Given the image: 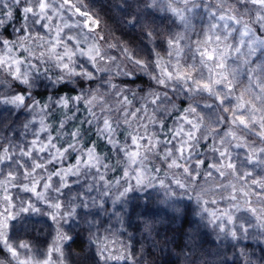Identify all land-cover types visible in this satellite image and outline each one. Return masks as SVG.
Segmentation results:
<instances>
[{
    "label": "clouds",
    "instance_id": "9594fccd",
    "mask_svg": "<svg viewBox=\"0 0 264 264\" xmlns=\"http://www.w3.org/2000/svg\"><path fill=\"white\" fill-rule=\"evenodd\" d=\"M50 4L0 16V264H264V3ZM209 33L233 45L219 84Z\"/></svg>",
    "mask_w": 264,
    "mask_h": 264
},
{
    "label": "snow or ice",
    "instance_id": "6c2138e0",
    "mask_svg": "<svg viewBox=\"0 0 264 264\" xmlns=\"http://www.w3.org/2000/svg\"><path fill=\"white\" fill-rule=\"evenodd\" d=\"M24 7L23 11L27 13V18L31 19L32 17H38L42 18L44 20H52L54 21V18L49 14L52 9V5L50 4V0H35L34 3L29 4L27 3V0H23ZM261 3H264V0H260ZM67 3L71 4L72 0H67ZM20 6V0H17L16 4H8L6 5L4 10H0V16H7L8 18H11L14 16V9L18 8ZM168 7L172 11H178V9L175 8L174 5L169 3ZM76 11L80 13L81 15L85 17H89L87 20V23L91 25L94 21L92 18H90L89 13H84L82 9L77 8ZM235 20L236 18L233 17ZM239 23V21H236ZM98 23V21H96ZM59 31V29H57ZM247 35V28L244 29L243 36ZM241 37L239 41V48H236V51L239 52L243 49L245 46V39ZM248 46L250 49H255L256 47H264V39H256L253 38L249 41H247ZM169 45L173 48L176 47V41L170 40ZM89 51L91 52L92 49L90 48ZM233 51V45L228 43L226 39L221 38L220 36L213 37L211 33L206 38V43H204L200 49L201 56L205 57L207 61H210L212 63L209 64V72L215 71L216 75V83H221L222 79L227 75V72L225 69L227 68L226 64V58L231 55ZM179 75L181 77L187 78L192 75V71L185 68L182 71L179 72ZM204 87L211 89L212 83L209 81L202 82ZM241 120H245V117L243 115L240 116ZM179 153L182 156L185 152V145L181 144L179 146ZM138 153H133V156H138ZM177 159H171L170 165L171 166H177L178 165ZM25 188L30 190L31 192L35 193L38 196L43 197L44 194H42L40 191H38V188H40V184L38 182H34L32 185H25ZM4 198L11 204L12 207H15V204H12L13 197L11 195L5 194ZM5 213H8V210H4L0 212V228H4L7 226V218L5 216ZM11 213H9L10 215ZM63 237L58 234L57 240L62 239ZM13 252H15V249H12Z\"/></svg>",
    "mask_w": 264,
    "mask_h": 264
},
{
    "label": "trees",
    "instance_id": "16d2710c",
    "mask_svg": "<svg viewBox=\"0 0 264 264\" xmlns=\"http://www.w3.org/2000/svg\"><path fill=\"white\" fill-rule=\"evenodd\" d=\"M14 16L17 17L20 21H23L24 20V14H23V9L22 8H16L14 9ZM55 21H57L55 19ZM43 23H46V20L42 21L41 22V26ZM9 30L11 31V22H9ZM45 33H46V29L44 30ZM24 32H29V30H26V29H21V33H24ZM42 189L41 188H38V191H41ZM11 191V194H12V197H13V200H12V204H15V199H16V190H10ZM29 195H32V193H28ZM9 210V205L8 204H3V205H0V212L4 211V210ZM15 207H12V211H15Z\"/></svg>",
    "mask_w": 264,
    "mask_h": 264
},
{
    "label": "rangeland",
    "instance_id": "374dc122",
    "mask_svg": "<svg viewBox=\"0 0 264 264\" xmlns=\"http://www.w3.org/2000/svg\"><path fill=\"white\" fill-rule=\"evenodd\" d=\"M83 10V9H82ZM50 15L52 14L51 12L49 13ZM58 21H55V19H54V21H53V23H57ZM26 30H29V31H31V29H26ZM37 30H40V28H38Z\"/></svg>",
    "mask_w": 264,
    "mask_h": 264
}]
</instances>
